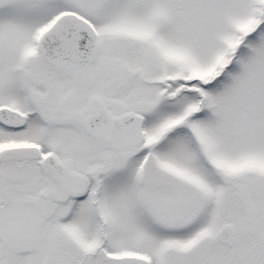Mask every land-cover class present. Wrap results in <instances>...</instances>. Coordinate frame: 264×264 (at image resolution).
<instances>
[{"label":"snow or ice","instance_id":"obj_1","mask_svg":"<svg viewBox=\"0 0 264 264\" xmlns=\"http://www.w3.org/2000/svg\"><path fill=\"white\" fill-rule=\"evenodd\" d=\"M0 264H264V0H0Z\"/></svg>","mask_w":264,"mask_h":264}]
</instances>
